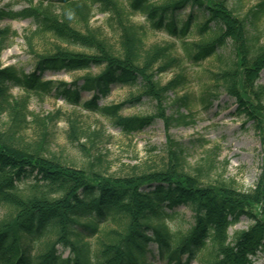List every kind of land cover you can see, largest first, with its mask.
Instances as JSON below:
<instances>
[{
	"label": "trees",
	"instance_id": "16d2710c",
	"mask_svg": "<svg viewBox=\"0 0 264 264\" xmlns=\"http://www.w3.org/2000/svg\"><path fill=\"white\" fill-rule=\"evenodd\" d=\"M230 1L38 0V8L0 9L1 15L12 20L33 18L40 29L61 42L91 50L57 45L53 51L33 54V71L27 73L16 66L2 67V53L12 46L15 35L0 31V110L10 120L7 129L0 130V206L6 207L0 218V264H151V246H156L159 260L166 264H253V258L264 255V220L248 210L253 202L264 200L263 182L247 194L230 184L202 186L198 175L184 170L177 145L171 165L124 176L68 166L45 157L38 147L21 145L32 96L63 98L72 106L109 118L127 135L152 124L150 116H121L126 106L141 102L142 94L115 105L101 106L99 100L107 98L113 86H137L138 76L143 80L149 76L155 87L153 92L147 84L146 95L185 89L188 78L183 72L161 87L150 72L181 69L184 61L199 65L211 58L221 60L219 51L234 36L230 21L240 28L241 46L236 49L242 57L235 56L225 68L205 77L211 85L200 102L209 109L221 89L236 100L239 110H245L248 94L244 90L264 98V89L254 84L264 67V44L256 29L264 18V0H258L242 18ZM96 6L117 23L120 48L90 27ZM187 8L191 12L180 26L176 16ZM199 14L204 20L194 23ZM133 15L143 16L149 29L166 31L182 42L185 56L176 57L173 44L146 50L147 31L131 22ZM195 26L199 34L209 36L188 40ZM233 43L238 45L237 40ZM93 69L99 72L94 74ZM61 71L85 74L70 84L43 77L46 72ZM13 88L26 97L12 99ZM82 92L91 93V98L85 101ZM186 98L184 106L189 108ZM44 134L47 138L46 130ZM180 205L192 210L194 221L188 229L175 231L168 222ZM244 215L253 224L230 238V228ZM59 247L69 250V255L59 253Z\"/></svg>",
	"mask_w": 264,
	"mask_h": 264
},
{
	"label": "rangeland",
	"instance_id": "374dc122",
	"mask_svg": "<svg viewBox=\"0 0 264 264\" xmlns=\"http://www.w3.org/2000/svg\"><path fill=\"white\" fill-rule=\"evenodd\" d=\"M37 1L0 0V9L13 7L15 11H19L29 7L38 8ZM257 3L258 0L230 1L241 18ZM190 12L191 9L187 8L177 14L178 25H183ZM92 15L90 27L99 30L110 44L120 48V30L112 20L111 14L101 12L99 6H96ZM0 16V31L9 30L15 35L10 41H13L12 46L2 53V67L16 66L30 73L34 66L33 54L53 51L57 45L75 51H91L79 45L61 42L51 33L40 29L33 18L12 20L4 14ZM130 20L147 31L143 36L146 50L173 44L174 55L185 56L182 42L177 41L168 32L149 29L141 15H133ZM203 20L199 14L193 22L199 23ZM235 24L229 22L234 36H231L226 47L219 51L221 60L211 58L199 65L184 61L181 69L174 68L163 73H158L155 69L150 72L154 74V82L157 81L160 87L167 85L179 72H183L188 78L185 89L157 96L146 95L144 87L147 84V87H152L153 92L156 91L155 87L149 81V76V80L138 76L137 86H113L110 95L99 100L101 106L115 105L142 94L140 103L128 105L121 112L123 117H152V124L140 127L138 132L127 135L109 118L72 106L63 98L32 96L28 99V124L22 132L21 145L24 148L38 147L45 157L61 161L68 166L87 171L100 170L118 176L154 171L165 168L166 164L171 165L169 159L177 145L184 170L189 174L198 175L203 181L202 186L230 184L239 192L247 194L263 182L260 193L264 198V98L250 90L249 93L244 90L242 93L248 94L243 102L246 106L245 110H239L236 100L221 89L215 94L217 96L213 97L209 109L206 110L200 102L205 88L211 85L205 77L225 68L235 56L242 57V51L236 49L241 46L242 34ZM256 29L261 33V43L264 44V18L257 24ZM191 30L192 33L188 36L190 41L209 36V33L199 34L197 26ZM233 40H237L238 45L235 46ZM98 72L97 69L92 70L94 74ZM84 74L46 72L43 77L46 80L70 84ZM257 76L254 79L255 86L264 89V67ZM79 84L81 85L82 81H79ZM11 94L15 100L26 97L18 88H13ZM81 95L85 101L92 96L88 92H82ZM184 98L187 99L186 102L191 103V107L184 106ZM9 123L7 114L0 110V130L7 129ZM45 130L48 132L47 138ZM263 208L264 200H261L260 203L253 202L249 205L248 210L258 219L264 220ZM173 211L175 217L168 222L173 230H186L193 224L194 214L189 207L180 205ZM5 212L6 207L0 206V218ZM252 224L253 221L248 215L242 216L239 222L230 228V238L235 231L247 230ZM150 249L153 251V256L149 257L151 264H166L159 260L156 246H151ZM59 253L67 257L69 250L59 247ZM191 264L201 263L193 261ZM253 264H264V255L253 258Z\"/></svg>",
	"mask_w": 264,
	"mask_h": 264
}]
</instances>
